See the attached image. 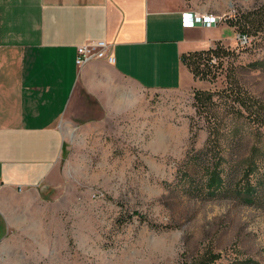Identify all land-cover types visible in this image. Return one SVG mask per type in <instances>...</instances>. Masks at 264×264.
Returning <instances> with one entry per match:
<instances>
[{"label": "rangeland", "instance_id": "1", "mask_svg": "<svg viewBox=\"0 0 264 264\" xmlns=\"http://www.w3.org/2000/svg\"><path fill=\"white\" fill-rule=\"evenodd\" d=\"M194 1L222 21L193 47L228 55L184 88L63 126L57 180L14 200L3 264H264V29L242 41L228 23L264 0Z\"/></svg>", "mask_w": 264, "mask_h": 264}, {"label": "crops", "instance_id": "2", "mask_svg": "<svg viewBox=\"0 0 264 264\" xmlns=\"http://www.w3.org/2000/svg\"><path fill=\"white\" fill-rule=\"evenodd\" d=\"M187 11L206 12L194 0H0V264L14 200L57 180L63 126L83 129L192 78L180 55L218 25L183 27ZM93 41L113 61L77 66V46Z\"/></svg>", "mask_w": 264, "mask_h": 264}, {"label": "trees", "instance_id": "3", "mask_svg": "<svg viewBox=\"0 0 264 264\" xmlns=\"http://www.w3.org/2000/svg\"><path fill=\"white\" fill-rule=\"evenodd\" d=\"M228 23L234 28L238 35L246 36L252 31L264 29V4H261L245 12L235 14L231 17ZM228 53L229 49L224 47L221 42L218 41L207 49L183 52L180 55V60L182 64L188 68L190 73H192L194 80L204 79L207 76V72L204 70L208 68L211 59L213 57L228 55ZM246 95L247 94H241L240 92L235 93L232 89H229L228 92H226V97L229 98L233 103L241 106H246L248 104L250 108H257L258 103L255 100L252 101ZM195 106L196 110H199L196 104ZM237 111L239 110L237 109ZM208 132L209 135L213 133L212 123L208 125ZM192 136L195 137L196 132H194Z\"/></svg>", "mask_w": 264, "mask_h": 264}, {"label": "built area", "instance_id": "4", "mask_svg": "<svg viewBox=\"0 0 264 264\" xmlns=\"http://www.w3.org/2000/svg\"><path fill=\"white\" fill-rule=\"evenodd\" d=\"M222 21V17L211 13H197V12H184L182 14L183 27H213L217 26ZM238 39L245 41V35H238ZM107 43L105 41H93L86 44H81L76 48L75 63L81 66L92 60L104 59L111 63L113 61L112 54L106 51ZM211 61L215 62L216 57ZM2 184H0L1 186ZM21 189H19L20 191Z\"/></svg>", "mask_w": 264, "mask_h": 264}]
</instances>
